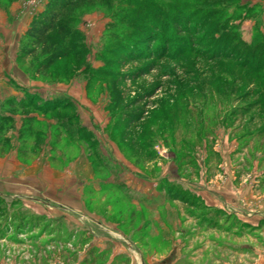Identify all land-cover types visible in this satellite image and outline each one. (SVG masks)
I'll return each instance as SVG.
<instances>
[{
	"label": "rangeland",
	"instance_id": "obj_1",
	"mask_svg": "<svg viewBox=\"0 0 264 264\" xmlns=\"http://www.w3.org/2000/svg\"><path fill=\"white\" fill-rule=\"evenodd\" d=\"M47 1L0 0V264H188L206 227L229 238L205 231L206 264H255L264 0H87L76 54L37 71L25 32Z\"/></svg>",
	"mask_w": 264,
	"mask_h": 264
},
{
	"label": "trees",
	"instance_id": "obj_2",
	"mask_svg": "<svg viewBox=\"0 0 264 264\" xmlns=\"http://www.w3.org/2000/svg\"><path fill=\"white\" fill-rule=\"evenodd\" d=\"M85 1L87 0H48L39 15L31 20L25 32V37L30 39V47L26 43L23 50L30 56L31 64L39 61L35 70L43 71L58 60L76 54L72 48L74 43L70 41L73 36L70 22L74 17V9ZM257 102L264 107L262 99ZM53 108L57 109L55 106ZM262 131L264 127H260L257 132Z\"/></svg>",
	"mask_w": 264,
	"mask_h": 264
},
{
	"label": "crops",
	"instance_id": "obj_3",
	"mask_svg": "<svg viewBox=\"0 0 264 264\" xmlns=\"http://www.w3.org/2000/svg\"><path fill=\"white\" fill-rule=\"evenodd\" d=\"M11 8H13V7H10V9ZM37 82V81H36ZM28 85H30L31 87L30 88H33V83H30V84H27V86ZM58 88H61V87H58ZM9 88H8V86H7V93L6 94H3V95H1V96H3V97H8L9 98V96H14V90L12 89H10V90H8ZM33 89H36V88H33ZM60 94H62V92H60ZM59 94V95H60ZM55 96L56 95H58V94H54ZM76 101H77V99H75V103H76ZM79 119H80V121H81V123H82V125H84V116H83V113H81V112H79ZM75 178H77V177H75ZM67 191H71V193L72 194H74V192L75 193H77L78 192V188H75V187H73L72 185H67V189H66ZM204 194H207V192H204ZM234 194H237V192H235ZM78 196V197H77ZM235 197H236V195H235ZM78 198L81 200V195H76L75 196V201L74 202H78ZM204 198V197H203ZM224 198V197H223ZM233 198L234 197H232V195H230L229 196V198H227V200L228 201H226V200H224V199H221V200H218V201H216L215 199H212L213 201H210L209 203H210V205L209 206H211V207H213V208H215L216 210H219L220 212H223V211H225V212H227V211H230V209H229V207L231 206L232 207V203H231V201L233 200ZM205 200V199H204ZM229 201H230V203H229ZM205 202H207V201H205ZM233 211H236V209H237V207H233V208H231ZM231 210V211H232ZM258 212V211H257ZM247 215H249V214H247ZM252 215V214H251ZM253 216V215H252ZM253 218V217H252ZM250 221H248V222H244L247 226H250L252 229H258V230H264V226H262L261 225V222L264 220V217L261 215V216H258V217H256L254 220H251V219H249ZM213 228L212 227H206V228H204L203 229V231H204V234H205V236H204V238L202 239V241H200V242H202V243H200V244H202L203 246H204V252L202 253V254H197L196 253V249H198V247L200 248V245H196L193 249H191V252H193V253H191L190 254V256H188L187 257V263L188 264H206V263H208V258L210 257V250H211V245L212 246H218L219 244H225V245H221V246H224L225 248H227V244L225 243V241H226V239H229L228 237H226V234H227V230H221V229H218L217 227L216 228H214L213 230H219L220 231V233L222 234V233H224L225 234V237H224V241H222V243H219L218 245H213V244H211V242H213V241H211V240H216V242L218 241V242H221V240H222V236L220 235L219 237H215V235H213L212 233H207V236H206V232L205 231H207V230H212ZM234 235V237H236V238H240L241 239V241H236V242H239V243H237V245L234 243V244H231L230 246L232 247V249L234 248V249H238V246H239V248H245L247 251H253L254 250V248L255 247H257V244H256V242H257V239L256 240H250V241H246V239H245V242L246 243H243V237L241 236V233H240V231H236V230H234L233 232H232ZM190 235V234H189ZM192 236H195V235H192V233H191V236H189V237H192ZM257 238H258V240L259 241H264V237H261V236H256ZM209 238H210V240H209ZM196 241V240H195ZM235 241H233V239H232V242H235ZM214 243V242H213ZM239 244V245H238ZM209 246V247H208ZM207 249V250H206ZM209 249V250H208ZM254 252V251H253ZM256 255H257V259H255V264H264V248H263V250H260L259 249V253H256ZM180 256L181 255H178L177 257H175V259L174 260H172V263L173 264H180V260H181V258H180ZM183 258V257H182ZM183 261V260H182ZM215 262H217V261H215ZM212 264H215L214 262L212 263ZM225 264V263H224Z\"/></svg>",
	"mask_w": 264,
	"mask_h": 264
}]
</instances>
